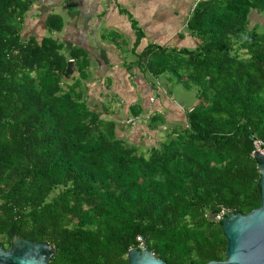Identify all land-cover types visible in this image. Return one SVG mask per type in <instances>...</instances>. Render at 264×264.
<instances>
[{
    "label": "trees",
    "instance_id": "1",
    "mask_svg": "<svg viewBox=\"0 0 264 264\" xmlns=\"http://www.w3.org/2000/svg\"><path fill=\"white\" fill-rule=\"evenodd\" d=\"M35 3L0 0V245L48 242V264H128L141 242L169 264L226 259L216 216L260 206L252 136L264 147V31L249 14L264 15V0H199L186 24L194 47L149 43L137 54L144 74L198 96L145 151L88 103V54L55 36L59 13H47L40 39L21 37ZM69 59L76 74L64 77Z\"/></svg>",
    "mask_w": 264,
    "mask_h": 264
},
{
    "label": "crops",
    "instance_id": "2",
    "mask_svg": "<svg viewBox=\"0 0 264 264\" xmlns=\"http://www.w3.org/2000/svg\"><path fill=\"white\" fill-rule=\"evenodd\" d=\"M198 1L36 0L35 5L37 8L44 6V10H64L66 19L61 14L63 29L55 36L67 47L78 46L88 54L85 81L88 103L92 107L106 106L108 117L119 121L118 135L145 147L158 142L171 125L185 123L186 111L197 100L185 105L175 95L179 83L168 81L165 75L154 78L144 74L136 63V56L149 43L163 47H194L196 40L189 34L186 24ZM256 13L252 9L249 16ZM134 23L143 32L140 38H137ZM128 64H131L129 70ZM75 71L76 66L73 74ZM133 104L142 108L138 116L128 109ZM153 115L163 122L149 127L148 120ZM129 119L134 122L129 123Z\"/></svg>",
    "mask_w": 264,
    "mask_h": 264
},
{
    "label": "water",
    "instance_id": "3",
    "mask_svg": "<svg viewBox=\"0 0 264 264\" xmlns=\"http://www.w3.org/2000/svg\"><path fill=\"white\" fill-rule=\"evenodd\" d=\"M74 70V60L69 59L64 77L72 75ZM253 155L259 161L260 206L248 213L224 209L216 216L227 240L226 259L210 260L205 264H264V153L254 151ZM53 253L54 248L48 242L12 236L7 248L0 245V264H48ZM127 259L128 264H169L156 257L145 242L130 248Z\"/></svg>",
    "mask_w": 264,
    "mask_h": 264
},
{
    "label": "rangeland",
    "instance_id": "4",
    "mask_svg": "<svg viewBox=\"0 0 264 264\" xmlns=\"http://www.w3.org/2000/svg\"><path fill=\"white\" fill-rule=\"evenodd\" d=\"M35 4L37 5V3ZM35 4L31 7L29 12H27L26 14L25 22H24V25L21 31V37L23 39H26L29 35H34L37 39H40L44 34H47L44 28L43 18L45 14L50 12V10L42 9V7L44 6L42 7L38 6L37 8ZM53 12L59 13L60 15L62 14L64 16V19H66V14L62 8H54ZM30 16L32 18H30ZM251 22H252L251 25L255 22L258 24V28H257L258 31H261V32L264 31V15L257 14V13L251 15ZM177 88H178V91L174 90L176 93L175 95L177 98L182 100L185 103V105H190L193 101L198 100L197 89L195 87L186 89L183 87V85L177 84ZM129 120H128L129 123H133V120H130V121ZM147 145H149V143L146 144V146L143 148L142 151H145V148H147ZM211 217L213 218L214 216H211ZM3 244L5 247L7 246L6 243H3Z\"/></svg>",
    "mask_w": 264,
    "mask_h": 264
},
{
    "label": "built area",
    "instance_id": "5",
    "mask_svg": "<svg viewBox=\"0 0 264 264\" xmlns=\"http://www.w3.org/2000/svg\"><path fill=\"white\" fill-rule=\"evenodd\" d=\"M130 120H132V119H130ZM252 140H253V144H254V151H258L259 153H264V147H262V141L254 135L252 136ZM253 152H252V154H253ZM137 239L139 241H141V237H137Z\"/></svg>",
    "mask_w": 264,
    "mask_h": 264
}]
</instances>
